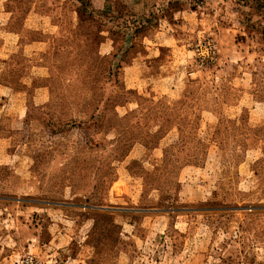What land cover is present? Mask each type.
I'll return each mask as SVG.
<instances>
[{"label":"rangeland","instance_id":"obj_1","mask_svg":"<svg viewBox=\"0 0 264 264\" xmlns=\"http://www.w3.org/2000/svg\"><path fill=\"white\" fill-rule=\"evenodd\" d=\"M256 4L0 0V264H264Z\"/></svg>","mask_w":264,"mask_h":264},{"label":"trees","instance_id":"obj_2","mask_svg":"<svg viewBox=\"0 0 264 264\" xmlns=\"http://www.w3.org/2000/svg\"><path fill=\"white\" fill-rule=\"evenodd\" d=\"M257 1V4L256 6H264V0H256Z\"/></svg>","mask_w":264,"mask_h":264},{"label":"built area","instance_id":"obj_3","mask_svg":"<svg viewBox=\"0 0 264 264\" xmlns=\"http://www.w3.org/2000/svg\"><path fill=\"white\" fill-rule=\"evenodd\" d=\"M26 262H29V260L27 259ZM30 262H31V261H30ZM30 262H29V263H30Z\"/></svg>","mask_w":264,"mask_h":264}]
</instances>
